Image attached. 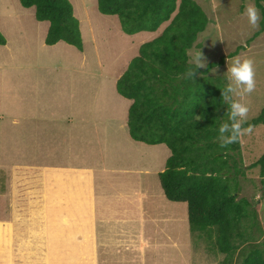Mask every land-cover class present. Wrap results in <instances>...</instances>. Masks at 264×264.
Wrapping results in <instances>:
<instances>
[{"label": "rangeland", "instance_id": "rangeland-1", "mask_svg": "<svg viewBox=\"0 0 264 264\" xmlns=\"http://www.w3.org/2000/svg\"><path fill=\"white\" fill-rule=\"evenodd\" d=\"M70 1L81 22L84 52L63 42L46 45L49 22H38L35 9L24 8L19 0H0V30L7 39V44L0 46V216L10 217L13 204L41 200L46 182L51 191L72 184L67 176L53 173V168L41 174L37 165L41 162L39 154L52 163L58 162L57 168L63 167L64 162H71L70 147L75 156L92 154L88 158L89 169L92 180H96V189L87 192L92 199L96 196L97 215L108 213L119 200L124 204L120 214L127 225L134 227V232L141 231L143 239L136 264H221L224 255L209 251V239L191 230L187 205L170 202L165 197L159 173L166 168L169 148L164 144L150 146L130 137L127 117L131 102L116 90L117 79L139 54L141 46L153 40L169 23L157 32L128 35L123 32L118 17L99 12L97 0ZM197 2L208 12L213 25L212 31L199 37L197 43L202 46L197 44L191 52L200 49L207 65L220 62L225 56V64L215 66L210 75L227 76L228 67L236 58H229V53L260 29L259 24L253 29L245 13H239L242 6L245 9L251 2ZM245 46L237 57L254 62L256 89L250 95L233 99L249 108L247 120H251L264 107V33ZM94 106L102 109L95 111V115L108 128H98L99 139L84 137L80 144L74 139L66 145L58 143V117L72 110L84 111L86 125L94 128V118L88 111ZM73 116L76 120L77 116ZM64 124L67 126L64 138L68 139L67 131L79 129L82 123ZM254 128L250 134L254 139L251 136L240 139L242 168H248L246 178H240L241 196L257 201L258 219L264 227L259 172L249 168L258 159L257 155L264 154V127ZM75 137L83 139L80 134ZM96 170L105 172L97 177ZM83 196H87L85 192ZM132 201L140 205L138 222L135 216L138 209L132 210ZM102 206L110 208L105 212ZM137 252L120 254L119 263L129 264ZM35 254V260L29 258L22 264H47L45 253ZM103 260L112 264L105 253Z\"/></svg>", "mask_w": 264, "mask_h": 264}, {"label": "trees", "instance_id": "trees-1", "mask_svg": "<svg viewBox=\"0 0 264 264\" xmlns=\"http://www.w3.org/2000/svg\"><path fill=\"white\" fill-rule=\"evenodd\" d=\"M249 1L259 9L260 29L238 44L229 58L237 57L246 49L245 44L250 45L264 33V0ZM97 2L99 12L118 17L128 35L157 32L169 23L141 46L140 54L117 81L118 93L131 102L127 117L130 136L150 146L164 144L169 148L166 168L159 173L160 185L169 201L187 204L191 230L209 239V251L224 255L221 264H264V227L258 219L257 201L241 196L240 178H246L248 168H242L240 140L221 148L217 139L219 127L228 122L229 106L222 100V89L228 80L226 75L212 76L210 72L224 65L227 58L223 56L220 62L198 69L194 81L183 78L193 67L189 51L201 35L212 31L208 12L197 0ZM20 3L26 9H35L38 22L50 23L46 45L63 42L84 51L81 22L70 0ZM245 9L242 6L239 13L244 14ZM6 44L0 30V46ZM198 116L200 120L195 118ZM249 126L253 131L254 127H264V107L258 116L243 124L245 128ZM246 136L254 139L252 135L242 139ZM257 157L249 168L258 169L260 199L264 200V154ZM35 257V250H31L26 256L16 255L14 264Z\"/></svg>", "mask_w": 264, "mask_h": 264}, {"label": "crops", "instance_id": "crops-1", "mask_svg": "<svg viewBox=\"0 0 264 264\" xmlns=\"http://www.w3.org/2000/svg\"><path fill=\"white\" fill-rule=\"evenodd\" d=\"M98 110L101 111L102 109L94 106L88 110L91 117L94 118V128L86 125L87 116H85L84 111L72 110L69 111L68 115L61 114L60 118L58 117L56 120V123L60 124L56 127L58 129V136H56L59 138L58 143L66 145L74 139L80 144L85 141L84 137L99 139L97 138L98 128L105 127V125L95 115V111ZM73 115L77 116L76 120H74L75 116ZM64 123L82 124L79 129L70 127L71 129L66 133L69 137L65 139L67 126ZM105 129L108 128L105 127ZM76 134L82 135L84 140L76 139ZM101 139L103 138L101 137ZM71 151L72 149L69 147L68 154L71 162L68 164L64 162L63 167L58 168L56 167L58 162L52 163L38 154L41 162H38L37 165L41 168V174L44 172L47 174L46 172H50V169L53 168V173L67 176L72 184L65 185L66 188L63 190L53 189L51 191L49 190L51 187L46 182L44 188L42 186L41 200L24 201L23 203L20 202L19 205L13 204L14 211L10 217L7 218V215L6 218L0 216V229L2 231L0 236V264H14L16 255L26 256L31 250L45 253L47 264H106L103 260V253L107 254L112 264H120V259L117 256L125 254L127 251L137 250L138 252L133 255L134 258L128 262L129 264H136L135 258L141 252L140 241L143 239L140 237L141 231L137 229L134 232V227L127 225L125 218L120 214L124 204L122 205L119 200L115 207L102 206L105 212L106 208H110L109 212L106 214L101 212L97 215L96 196L95 199H92L93 196L87 192L96 189L94 185L96 180H92L89 169L88 158L92 154L75 156L71 154ZM104 172H97L96 170L95 175L98 177ZM83 192L86 193V197L83 196ZM130 201L128 200V202ZM31 208L36 210L33 211ZM131 208L132 210L138 209V214L135 215L137 217L136 222L140 221V205L132 201ZM115 214L116 217H114ZM14 219L18 220L17 224ZM113 259L115 261H112Z\"/></svg>", "mask_w": 264, "mask_h": 264}, {"label": "clouds", "instance_id": "clouds-1", "mask_svg": "<svg viewBox=\"0 0 264 264\" xmlns=\"http://www.w3.org/2000/svg\"><path fill=\"white\" fill-rule=\"evenodd\" d=\"M245 15L247 16L248 22L252 28H257L260 20L259 9L250 4L245 9ZM188 54L191 56L189 64L193 65V67H190L185 72L183 78L194 81V77L197 75V70L206 68L207 61L200 49L196 50L194 53L189 51ZM253 63L254 62L251 59L241 60L239 57H236L232 60L231 66L228 67V83L222 89V100L229 106V110L227 112L228 122L221 124L218 129L219 135L217 137L221 148H227L229 145L237 143L241 137L250 135L253 131L252 126L246 128L243 127V124L246 122L248 117L249 108L245 104L233 99L234 96L243 98L255 91L256 81ZM195 118L200 120L199 116Z\"/></svg>", "mask_w": 264, "mask_h": 264}]
</instances>
